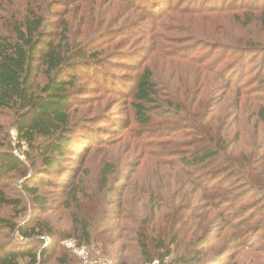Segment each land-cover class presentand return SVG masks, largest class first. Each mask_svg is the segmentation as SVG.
I'll list each match as a JSON object with an SVG mask.
<instances>
[{
    "label": "trees",
    "instance_id": "obj_1",
    "mask_svg": "<svg viewBox=\"0 0 264 264\" xmlns=\"http://www.w3.org/2000/svg\"><path fill=\"white\" fill-rule=\"evenodd\" d=\"M190 1L191 10L186 13L193 16L213 12L212 15L222 17L238 11L240 7L241 11L236 12L232 27L225 32L219 29L202 31L204 36L215 42L216 48L224 50L213 64H206L203 58L179 49L188 54L187 58L180 60L194 66L192 80L177 78L173 84L167 85L164 79L156 77L150 66L131 79L135 121L145 125V134L156 128L155 123L160 119L175 118L174 114L181 119L180 125L166 134H174L179 141L154 140L156 136L150 135V140H145V143L134 144L132 155L149 170L145 173L143 188L135 189L139 192L142 213L138 211L130 217H121L116 237H103L104 243L110 245L134 239L148 264L156 258L161 259V264H206L210 251L218 253L217 258L228 254L235 259V253L250 245L251 232L262 236L264 241V42L253 36L254 29L264 33V0H252L251 3L246 0L247 4L233 8L222 7L227 0H203L199 4V0ZM180 10L177 12H185ZM51 23L44 11L27 6L10 35L0 32V114L14 115L19 147L27 146L28 151H23V154L29 160H23L12 147L0 150V206L16 210L12 219L0 214V229L19 233L25 240H16L11 250L6 247L8 244L0 246V264H22V259H29L32 264H46L51 258L41 239L51 232L43 227L29 228L16 222L24 209L27 210L28 202L47 210L45 194L33 186L38 183L32 182V177L26 178L34 165H39L34 170L37 175L34 178L39 179L41 185H47L51 178L67 173L63 163L71 147H80L86 154L101 151L100 147H103L98 144L94 132L88 134L86 144H82L83 139L77 136H85V132L78 133L79 128L72 116L73 100L77 97L74 90L77 76L70 72L91 67L87 60H83L86 48L70 50L67 20H63L60 26L61 36L49 31ZM230 29L239 32L240 39L232 32L230 36ZM225 39L227 42H223ZM232 53L237 58L220 68ZM73 56L84 63L72 62ZM249 56L256 57L255 60L261 57L253 71L241 67ZM236 67H239L237 72ZM163 86L168 87L169 94H163ZM104 130L108 131V128ZM175 147H182V150ZM119 150L121 147L113 151L120 153ZM113 166L114 158L111 152H107L101 165V183L104 189L113 191L124 201L128 185L121 191L108 186L115 172ZM172 169H176L175 177L170 172ZM204 171L207 172L202 176L200 173ZM46 177L50 179L46 180ZM9 179L20 180L15 189L19 195L17 199L4 190L3 183ZM124 181L134 188L141 186L139 177L133 182L130 176L125 175ZM84 182V177L79 179L70 175L66 182L61 183L63 189H70L68 197L74 204L80 205L88 195ZM162 184H167L166 190ZM244 188L247 190L242 195ZM172 191V198L164 197L165 192L169 196ZM254 192L258 194V204L254 211L245 212L240 204L242 197L247 198ZM121 205L128 208V203L122 202ZM175 212L189 213L195 227L192 232L199 229L204 233L209 224H216L217 236L210 241L207 235L201 234L197 242L203 240L202 247L197 243L191 247L179 245L178 234L187 240L183 228L178 234L176 231L167 235L165 227H160L172 221ZM86 218L80 220L78 215H73L74 234L66 238H74L78 245L90 248L95 243L97 232L90 229ZM177 226H183V222ZM220 240L218 245H212ZM22 243L40 247V253L37 254L34 247L21 250ZM152 247L157 254L152 252ZM71 253L66 250L63 257H57L58 264H82ZM170 256V263H166L165 259ZM114 264L128 262L117 260Z\"/></svg>",
    "mask_w": 264,
    "mask_h": 264
},
{
    "label": "rangeland",
    "instance_id": "obj_2",
    "mask_svg": "<svg viewBox=\"0 0 264 264\" xmlns=\"http://www.w3.org/2000/svg\"><path fill=\"white\" fill-rule=\"evenodd\" d=\"M201 1L203 0L197 1L198 4ZM190 2V0H0V32L10 35L15 23L24 15L27 6L37 7L39 11H44V14L53 22L49 31L56 32L58 36H61L60 26L63 20L69 22L70 50L79 47L86 48V57L83 60H87L91 66L87 70L82 68L70 72L77 76V84L74 87L77 97L73 100L72 116L79 128L78 133L85 132V136H77L80 140L83 139L82 144H86L85 138L94 132L93 135L98 144L100 143L99 145L103 147H100L101 151L96 152L95 150L87 154L80 147H71L70 152L67 153L68 158L63 163L67 173L62 177L56 176L51 179L46 177V180L50 179L47 185H41L39 179L34 178L37 176L34 170L39 167L37 164L34 165L35 168L32 167L33 169L28 172L26 178L32 177L34 179L32 182L38 183L33 186L40 188L39 190L45 194L47 199L44 204H48L47 210L44 211L28 202L27 210L24 209L22 217L16 219L20 225L26 224V227L35 226L40 229L43 227L45 231L51 232L41 236L45 242L43 243L45 248H48L51 254L46 264H58L57 257H63L66 250H70L71 254L77 256L76 259L81 260L82 264H90L93 261L99 264H114L117 260L126 261L128 264H148L134 239L110 245L104 243L106 240H103V237L110 238L116 235L119 231L117 228L121 217L125 215L130 217L138 211L142 213L139 192H135V189L143 188L145 173L149 170L143 162L139 163V160L132 155L134 144L145 143V140H150V135L156 136L154 140L179 141V138L175 139L174 134L168 136L166 134H169L174 126L180 125L181 119L173 113L175 118L168 116L160 119L158 123H155L156 128L145 134V125L135 121L132 108L133 99L130 94L131 79L145 67L150 66L156 77L164 79L167 85L173 84L177 78L183 81L187 78L192 80L194 66L180 60L187 58L188 54L182 53L183 51L179 49L183 48L185 52L203 58L206 64H213L214 60L221 57L224 50L216 48L213 44L215 42L204 36L202 31L219 29L225 32L226 29L232 27L236 12L241 11L240 7L238 11L226 13L222 17L212 15L213 12L193 16L189 15V12L186 13L187 10H191ZM226 2L224 6H220L233 8L235 5L247 4L246 0H227ZM249 2L251 3L252 0ZM180 9L185 12H177L181 11ZM231 32L233 35L240 36V33L234 29L229 30L230 36ZM253 36L263 39L261 42H264V33L254 29ZM223 42H227V39ZM229 45L233 47L232 44ZM236 58L237 55L232 53L230 59L224 61L220 68ZM255 58L254 56L247 57L241 67L253 71L254 65H258L261 60V57L257 60ZM76 61L84 63L79 61L77 56H73L72 62ZM238 69L239 67H236L235 72ZM167 88V86L162 87L164 95L169 94L170 90ZM157 126L161 128L158 129ZM104 128H108V131ZM0 130H2L0 150L12 147L16 154L29 162L27 155L23 154V151H28L27 146L22 145L24 146L22 149L19 147L16 120L13 114H0ZM107 132L109 134H105ZM145 136L148 138L145 139ZM119 147L122 149L119 150L120 153L113 151ZM175 148L182 150V147ZM107 152H111L114 158L113 169L115 171L108 186L111 185L113 190L117 188L121 191L122 187L125 188L128 185L124 201L116 197L113 191L104 189L101 183V165ZM255 154L256 150L252 155L255 156ZM127 156L130 159H127ZM170 172L175 177L176 169ZM206 172L200 174L203 176ZM70 175L79 179L85 178L84 186L88 195L84 197L80 205L70 201L68 197L70 189H63L61 186V183L66 182ZM125 175L130 176L133 182L139 177L141 186L134 188L131 183H126ZM19 179H9L3 183L6 193L15 199L19 196L15 191L19 185ZM162 186L165 190L168 187L167 184H162ZM245 190L247 189H242V195L245 194ZM170 193L172 194L167 196L165 192L164 197L172 198L174 191ZM245 197H242L240 203L244 206L243 210L245 212L254 211L255 205L258 204V194L254 192L247 198ZM122 202L128 203V208L121 205ZM0 214L12 219L16 210L12 207L0 206ZM188 214L175 212L172 221L160 227H165L164 232L167 235L176 231L178 234V231L183 228L187 240L178 234L179 245L187 244L191 247L193 243L194 246L197 243L202 247L204 241L197 242L198 238L202 237L201 234L207 235L210 241L214 240L218 234L216 224H209L204 233L199 229L192 232L191 230L195 227L192 223L193 219ZM73 215H78L80 220L87 217L90 229L97 232L95 243L90 248L78 245L74 238H66L74 234ZM179 222H183V226H177ZM57 236L62 240L60 241ZM250 236L252 238L250 245L240 253H235V259L232 258L233 256L229 257L228 254L217 258L218 253L210 251L206 264H264L262 236H255L254 232H251ZM16 240L25 241L21 239L19 233H9L3 228L0 229V246L8 244L6 246L8 249H14ZM220 242L221 240L214 241L212 245H218ZM22 244L24 246L21 250L34 247L33 250L37 254L40 253V247ZM209 246L211 244L207 247ZM152 252L157 254L153 247ZM171 259L170 256L165 259V262L170 263ZM223 260L227 262H222ZM161 263V259L156 258L149 264ZM22 264L32 263L29 259H22Z\"/></svg>",
    "mask_w": 264,
    "mask_h": 264
}]
</instances>
